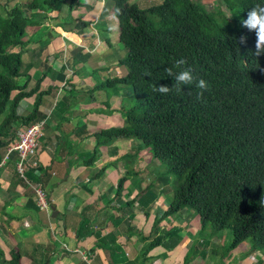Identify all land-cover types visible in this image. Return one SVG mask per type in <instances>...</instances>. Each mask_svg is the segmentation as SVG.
Returning <instances> with one entry per match:
<instances>
[{
  "label": "trees",
  "instance_id": "trees-1",
  "mask_svg": "<svg viewBox=\"0 0 264 264\" xmlns=\"http://www.w3.org/2000/svg\"><path fill=\"white\" fill-rule=\"evenodd\" d=\"M108 1L113 4V17L115 10L120 9L115 20L119 28L118 42L125 53L113 62H119L123 74L108 75L105 80L96 75V82L89 90L77 89L72 78H66L60 86L51 84L42 88L46 78L44 71L57 72L52 63L58 66V71L65 67L61 62L58 64L55 57L44 71H40L43 70L40 67L38 77L33 78L34 66H40L32 53L35 50L33 44L38 45L37 50L48 47L50 33H32V29L44 26V21L49 20L50 13L54 12V18L59 19L58 28L65 32L70 12L81 7L79 0H6L4 5H0V161L23 129L41 121L45 127V115L40 107L44 96L50 95L52 89L51 103L61 106L72 100H94L96 90L112 87L103 102L109 107L110 96L119 95L122 88H128L125 94L121 93L119 107L110 110L120 114L122 125L100 128L94 134L96 149L84 164L90 166L108 146H115V152L117 142L125 140L130 144L122 169H129L125 159L134 152L131 146H143L148 148L151 158L166 165L168 173L177 177L179 186L167 208L153 214L152 232L146 236L135 234L131 227L133 211L121 208L129 206L130 209V205L136 202L143 218H148V201L155 192L138 194L150 186L138 189L135 196L114 206L120 212L130 211L127 217H118L114 213L110 216L117 227L118 222L121 225L120 222L125 221V229L120 231L128 236L126 244L132 237L136 238L133 241L135 255L119 264L150 263L153 259L147 256L148 253L163 247L168 239V249L163 248L164 259L166 252L175 249L174 246L182 241L180 233L183 228L174 226L165 230L159 223L161 220L173 221L169 217L178 212L183 213L182 216L178 214L180 221L189 213L199 215L197 233L187 234L189 241L190 238L199 240L200 248L205 241L208 242L204 236L206 230L213 233L230 230L232 239L228 250L232 251L248 241L249 252L264 254V55L254 56L255 33L241 26L250 8L256 3H264V0H222L224 7L230 10V17L206 11L198 0ZM76 21L81 22L83 28H88V22ZM241 34L247 36L245 45L239 43ZM104 42L114 49L108 38L105 37ZM55 52L59 58L61 50ZM181 57L187 60L186 66L193 69L194 76L208 82L209 90L199 100L196 98L199 90L194 84L185 86L179 94L173 91L160 95L152 91L159 84H175L165 69L172 68L173 62ZM44 61H48L47 55ZM146 71L150 75L146 76ZM40 72L43 73L40 75ZM74 72L80 71L73 68ZM57 92L61 96L58 97ZM57 125L61 129L60 122ZM41 143L42 136L38 139L34 166L28 164L31 159L27 160L20 173L18 161L15 162V183L25 188L32 187L35 209L41 207L36 190L43 193L46 204L43 188L51 177L48 175L51 169L47 171L41 161H37L43 146ZM9 156L7 161L11 158ZM103 169L97 170L94 177L100 179ZM127 173L129 175V171ZM121 186L118 182V191H121ZM90 209L92 206L86 205L80 213L75 233L78 239L100 233V227H94V217L88 214ZM107 241L108 238L100 236L94 247L103 250ZM55 244L58 243L52 241L46 246L36 245L45 252L36 253L37 258L31 264H37L39 257L46 264L55 252ZM214 247L211 245L207 249ZM199 250L189 247L183 264H188ZM2 254L0 249V256ZM2 263L20 264L18 251L11 252L10 260L3 259Z\"/></svg>",
  "mask_w": 264,
  "mask_h": 264
},
{
  "label": "crops",
  "instance_id": "crops-1",
  "mask_svg": "<svg viewBox=\"0 0 264 264\" xmlns=\"http://www.w3.org/2000/svg\"><path fill=\"white\" fill-rule=\"evenodd\" d=\"M79 3L84 14H88V16L84 15L79 18L80 20L88 22V28H83L80 25L81 22L76 21L78 17L76 19L72 17L73 11L70 12L69 18L73 25H75L74 27L73 25L70 27L66 26V31L63 32L58 28L59 23H56L59 32L63 34L61 39L59 38L61 42H59L57 49H63L62 55L65 58L61 55V59H59L55 54L57 51L55 53L53 52L50 58L52 59L55 57L57 60L59 59L65 67L63 70L58 71V66L52 63V68L57 70V72L55 74L52 71L46 73V64L43 70H40L44 71L46 69V71H44L46 78L41 85L42 87L43 84L46 85V87L51 84L60 86L66 78H72V81L77 84V89L82 88L84 90H89L96 82L94 74L96 70H107L106 74L109 76L111 75L110 77L116 74H123V67L119 69L113 62L115 60L112 58V55L114 56L115 54L114 49L104 42L106 37L109 39V43L111 42V45L116 43V41L113 42L110 39L116 33L115 27L118 29L116 33L118 41L119 28L113 17V4L108 0H106V2H104V0H82ZM95 14L98 20L92 22L91 19H93L92 17L95 16ZM76 26H79L78 30L75 29ZM97 28L100 29V31L96 30ZM87 29H92L94 34L106 45L105 49L100 46L98 48L99 51L102 52L96 56L99 57V65L92 64L93 54L90 53V50L96 47L97 40L99 39H94V36H88L87 39H83L81 43H79V35H81L83 30ZM70 36H72V38H69ZM52 37L53 36L50 35V38ZM77 49L79 50L77 51ZM117 50L116 53H119L122 49L117 47ZM45 58V54H43V57L40 59L38 55V59L36 60L43 62ZM63 60L65 61L62 62ZM67 61H69L68 65ZM76 62L81 64L84 63L83 65L88 64L90 73L89 70L88 73H73V64ZM35 68L36 70L34 72ZM34 69L33 78H36L38 77L37 73H39L38 69H40V66L38 67L35 65ZM114 69L117 73H113L115 72ZM42 73L40 72V75ZM52 90L50 95L44 96L45 100L40 107L45 115L44 119L46 121L42 135L43 146H41V154L39 153L37 158V161L40 160L43 164L44 169H47V171L51 169V171H48V175H51L49 183L43 188L44 190L42 189L45 193L47 205L35 209V207H33L35 196L33 195L32 187L25 188L21 186V184L15 183V164L18 161V155L16 153L10 154L9 158H11L8 161L7 158H3V160L0 161V240L3 244L0 245V249L3 253L0 256V264H3V259L9 261L11 252L13 251H18L19 255H22L20 264H31V262L37 258L36 253L40 252L44 254L45 252L44 249H38L36 245L46 246L52 241L64 246L57 247L55 244V252L51 254L46 264H52V260L57 261L53 264H119L116 263L117 261L115 259L118 251L113 245L115 242L111 244L107 241V244L104 246L105 249L103 250L101 248H95L94 245L97 243L100 236H106L101 232L103 228L107 234L118 229L121 235L119 238L116 237V239H118L120 244H126L128 236H125V234L120 231L125 225V221L120 222L121 225H119L118 222L117 227L116 221H113L110 216L114 213L116 215L118 214V217L121 215L127 217L130 211L127 213L123 211L120 212L115 210L114 206H119L125 200H129L132 196H135L138 189L142 190L139 182L144 186L143 189L146 188V184H144L145 181H138V185L133 186L134 192L124 194L115 201V195L119 196V194L126 193V191H118V183L116 182L117 177L113 170L114 168L111 167L110 164L115 160L118 162L121 160L123 161L124 156L129 150V141H118L116 144L118 148L115 152V146H108L104 152H101L102 149L99 148L101 156L98 160L90 164V166L85 165L84 161L86 158L90 157L91 153L96 149V138L94 134L97 133L100 128L108 129L118 126L117 123H119V120L115 121L116 114L110 111L116 109L113 108L110 98L112 96L121 97V93L128 91V88H122V92L119 95L113 94L110 96L109 107L103 104L106 98L101 102H96L95 97L94 100L89 101L72 100L61 106H59L58 103L52 104L50 101ZM59 96H61V94ZM97 104L102 110L98 109ZM114 113L116 112L114 111ZM58 122H60L61 129H59L57 125ZM5 154H3L4 157ZM30 159L28 163L29 166H34V156ZM51 159H53V163ZM3 161L4 163H2ZM102 168H105V170L103 169L104 174L100 179H97L94 177L96 171ZM115 170L120 174L130 176V169ZM128 171L129 175L127 173ZM146 189H148V187ZM154 192V197L148 201L149 217L159 209H166V206L165 208H161V205L157 208L156 204L158 200H160L161 203L163 202V191L157 188ZM103 198L106 200L104 201ZM152 202L156 211L155 209L153 211V207L150 206ZM86 205H91L92 209H94L95 212L90 209L88 214L94 217V227L99 226L100 228L98 230H100V233L93 234L89 237L83 236L78 239L75 234L78 220H80V213H82ZM133 207H137L136 202H134ZM151 210L153 211L152 214L150 212ZM54 211L55 214L52 215ZM132 214V221L138 219L142 215L140 211H133ZM124 219L125 218H123V220ZM51 226H54V228ZM82 233L84 234V232L81 231V234ZM94 236H97L96 241L94 240ZM89 244L91 245L90 247H88ZM85 245H87V247H85ZM123 248L124 247H122V249ZM63 249L65 251H63ZM93 250L94 252H92ZM111 250L117 251L113 253ZM36 263L43 264L42 258L39 257ZM164 263L166 264L168 262Z\"/></svg>",
  "mask_w": 264,
  "mask_h": 264
},
{
  "label": "rangeland",
  "instance_id": "rangeland-1",
  "mask_svg": "<svg viewBox=\"0 0 264 264\" xmlns=\"http://www.w3.org/2000/svg\"><path fill=\"white\" fill-rule=\"evenodd\" d=\"M6 0H0V5H4ZM22 1V0H19ZM82 0H79V2H81ZM198 2H200L201 4L204 5V9L206 11H214L217 13H220L221 15H227L229 16L230 10L226 7H224V4H222V0H198ZM88 13V10H87ZM56 13L52 12L50 13V18L49 20H45L44 21V26L40 27V28H35L32 29V33H34L35 31H40L39 34H49L52 35L53 37L50 38V44L48 45V47L46 48H40L39 50H37L36 48L38 47V45L36 46V44H33V48H35V50L32 52L34 53V56L36 58H38L39 55V59L41 57H43V54L48 55V61H37V63L40 65V67L44 68L47 64V66H49V63L52 62L50 56L52 57V53H55V50L58 48V44L59 42H61L59 40V38L61 39L62 35L59 32V29L56 26V23H59V19L54 18V15ZM110 14V12H109ZM84 15L88 14H84V11L80 8V9H75L73 10L72 13V17L74 19H76L78 17V20H80L79 17H83ZM93 19L92 22H94L95 20L97 21L98 19L96 18V14L95 16L92 17ZM67 26L70 27L72 26V21L67 20ZM75 25H73L74 27ZM76 30L79 29V26L75 27ZM116 30L117 33V27L114 28ZM99 30L100 29H96ZM31 32V30L29 31ZM116 33L115 35L110 38L111 41L116 43L114 44V59L115 61L118 60L119 57H122L124 52V49L122 48L121 44H119V42L117 41V37H116ZM59 35V37H58ZM75 35V34H74ZM88 36H94V39H97L98 37L94 34V31L92 29H87V30H83L81 35H79V43H81V41L83 39H87ZM46 37V36H44ZM69 38H72V36H70ZM99 39V38H98ZM64 40V37H63ZM66 41V40H65ZM84 44V43H82ZM99 46L103 47L105 49L106 45L101 41V39L97 40V44L96 47L93 48L92 50H90V53L93 54V59H92V64L96 65L98 64V62H100L99 57H96L97 54L102 53L101 51H99ZM82 48H84L83 46H81ZM117 47H119L120 49H122L121 51H119V53H116ZM85 49V48H84ZM79 49H77L78 51ZM76 51V52H77ZM118 51V50H117ZM63 53V49L61 50V52L59 53V58L61 59V55ZM36 54V55H35ZM58 62V64H60V60H56ZM65 60H63L62 62H64ZM47 62V63H44ZM69 64V61H67V65ZM73 64V63H72ZM84 64V63H83ZM79 62H76L73 64V68L74 69H79L80 72H86L90 73V68L88 66V64L83 65ZM99 65V64H98ZM116 65L120 68V64L119 62L116 63ZM88 68V69H87ZM97 72H95V76H99L98 78L105 80L106 76H108V74H106L107 70H96ZM115 72L113 73H117V71L114 69ZM111 76V75H110ZM63 80V79H62ZM85 86V85H84ZM43 87H46V85L43 84ZM42 87V88H43ZM109 89H112V87H108L106 89L103 90H96L95 93V101L96 102H101L106 98L107 92ZM111 92V91H109ZM112 93V92H111ZM125 94V93H124ZM57 96L59 95V92H57L56 94ZM110 102L113 106V108H118L119 104H120V97L118 96H112L110 98ZM89 103H93V102H89ZM98 105V104H97ZM98 109L100 110L101 108L98 105ZM102 110V109H101ZM116 114V118L115 121L119 120V123H117V127H120L123 123V120L121 119V116L118 112L114 113ZM131 150H133L134 152H130L129 156L127 157V159H125L126 163L129 164V169H130V176L128 178L127 175L125 174H120L119 172H117L115 169H122L123 166V161H119L118 163H115L113 166V168H109V169H113L115 171V175L117 177L116 182L121 183V188L120 190L126 191V193L123 194H119V196H115V201L119 199V197L123 196L124 194H129L133 191V186L135 185L136 182L138 181H142L144 180L146 184V186H150V188H148V190L142 191L138 194L142 195V194H150L152 192H154L157 188L159 189H163L162 190V195L164 197L163 202L161 203L160 200H158L157 204V208L161 205V208H167V206L169 205L168 202L170 200V198H172L175 194V190L177 189V187L179 186V182L176 176H174L173 174L168 173L167 171V167L166 165L159 163L156 159L151 158L150 153L148 151V148H145L143 146H139L137 145V147L131 146ZM133 164V165H132ZM132 165V166H131ZM135 171H137V173H135ZM139 171V172H138ZM140 188L143 189L144 186H142V183H140ZM132 189V190H130ZM138 196L136 197V199L138 198ZM101 200V198H100ZM103 200L105 201L106 199L103 198ZM165 201V202H164ZM125 204V203H124ZM150 206H154L153 202L150 203ZM156 206V205H155ZM109 207V206H108ZM139 207H133L132 205H130V209L129 206H122L121 210L126 211V210H131V211H139ZM152 209V208H151ZM156 211V208L153 207V211ZM92 211H94V209H92ZM153 211L151 210V214L153 213ZM161 211L160 209L157 210V212ZM95 212V211H94ZM142 213V212H141ZM178 214H180L179 212L174 214L172 217H169L170 220L173 221H165V220H161L159 225L160 226H164L165 230H169L170 228L174 227V226H180L183 228V231H181L180 236L183 238L182 241L179 244H176L174 246L175 249L169 250L166 252V257L163 259L162 257L165 254V251L163 250V248L166 250L169 247V240H165L163 247H158L156 249L151 250L148 253V257H152V261L150 263H146V264H165L164 262H168L166 264H183L186 260V258L188 257V252L187 250L190 249H197L199 250V253H196L195 255H193L189 260L188 264H258L257 262L260 261V264H264V254H256V253H251L249 252V243L248 241L243 242L241 245H239L236 249L230 251L228 250L229 247V243L231 242L232 239V235H231V231L230 230H222V231H218V232H212L211 230H206L204 232V236L206 238H208V242L205 241V245H213L215 246L214 249H207L203 246H201L200 248V244H198L197 239H192L190 238L189 241V234L187 233H192V234H196L197 233V227L199 228V215L196 213H189V215H185L182 221L178 220ZM183 213L180 214V216H182ZM152 219H153V215H151L148 218H143V216L141 215L138 219L133 220L132 221V228L136 233H140L141 235H149V232H152L151 228H152ZM199 220V221H198ZM79 222V220H78ZM77 223V222H76ZM194 225V228H191ZM201 225V223H200ZM126 226V223L123 227ZM54 228V226H51ZM190 228V229H189ZM125 229V228H122ZM55 230V229H54ZM101 232H103L106 236V238H108L109 243L113 244V242H115L114 247H116L118 249L117 251V257L116 259V263H123L126 259H131L133 257V253L135 255V252L133 250V241L136 239L135 236L131 238L130 243L127 242V244H120V242L118 241L117 238H119V236L121 235L120 232L118 231V229L109 232L108 234L106 233L105 229H101ZM212 235V236H210ZM127 236V235H125ZM97 236H94V240L96 241ZM123 241V240H122ZM121 241V242H122ZM189 241V247L187 248V244ZM0 245H3L1 240H0ZM88 245V244H87ZM87 245H85V247H87ZM64 245L61 246L60 243L57 244V247H63ZM91 245L89 244L88 247H90ZM122 247H124L122 249ZM139 247V245H138ZM140 248V247H139ZM68 249V247H67ZM207 249V250H206ZM215 251V252H213ZM58 252V249H57ZM127 253V255H126ZM161 254V257H158V255ZM22 256V255H21ZM21 256L19 255V258H21ZM55 256V255H53ZM121 256V257H119ZM9 257V255H8ZM22 260V259H21ZM57 261L52 260V264L56 263Z\"/></svg>",
  "mask_w": 264,
  "mask_h": 264
},
{
  "label": "clouds",
  "instance_id": "clouds-1",
  "mask_svg": "<svg viewBox=\"0 0 264 264\" xmlns=\"http://www.w3.org/2000/svg\"><path fill=\"white\" fill-rule=\"evenodd\" d=\"M104 2H106V0H104ZM119 13L120 9L117 8L115 10V16H118ZM241 26L246 28L249 32L255 33L254 56L260 57L264 55V3L254 4L247 12V18L241 21ZM239 43L242 45L247 43L246 34H241L239 37ZM186 65L187 60L185 58L181 57L176 59L173 62L172 68L165 69L167 75L174 79L175 84L171 86L159 84L153 87L152 91L160 95H167L173 91L179 94L185 89V86L188 87L189 85L194 84V86L199 90L196 93V98L198 100L201 99L204 92L209 90L208 82L203 78H197L194 76L193 69ZM173 68L176 69L175 72H173ZM262 71H264V69H262ZM145 75H150V72L146 71Z\"/></svg>",
  "mask_w": 264,
  "mask_h": 264
},
{
  "label": "built area",
  "instance_id": "built-area-1",
  "mask_svg": "<svg viewBox=\"0 0 264 264\" xmlns=\"http://www.w3.org/2000/svg\"><path fill=\"white\" fill-rule=\"evenodd\" d=\"M43 129V121L23 129L19 133L18 140L13 142L6 149L5 158H7L8 155L12 153H16L18 155L17 169L20 173L23 171V164L35 155L38 139L42 136ZM36 194L38 197V204L41 207H45L46 204L43 198V193H41L39 190H36Z\"/></svg>",
  "mask_w": 264,
  "mask_h": 264
},
{
  "label": "water",
  "instance_id": "water-1",
  "mask_svg": "<svg viewBox=\"0 0 264 264\" xmlns=\"http://www.w3.org/2000/svg\"><path fill=\"white\" fill-rule=\"evenodd\" d=\"M55 214V211L53 212V214L52 215H54Z\"/></svg>",
  "mask_w": 264,
  "mask_h": 264
}]
</instances>
